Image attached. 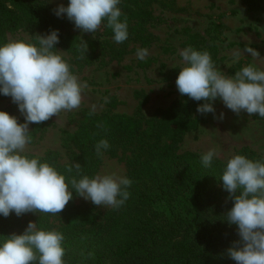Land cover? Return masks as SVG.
Here are the masks:
<instances>
[{"label": "trees", "instance_id": "obj_1", "mask_svg": "<svg viewBox=\"0 0 264 264\" xmlns=\"http://www.w3.org/2000/svg\"><path fill=\"white\" fill-rule=\"evenodd\" d=\"M139 17L143 19L142 10L128 8L121 19L127 20L134 40L146 46L151 41L143 34V23L132 24ZM72 25L41 0H0V44L8 42L7 34L25 27L42 34L58 29L57 49L79 53L82 44L68 30ZM98 32L113 35L106 22ZM202 103L184 96L152 119L144 117L141 107L134 116L83 111L74 133L62 131L63 147L72 150V161L60 164L54 152L41 159L67 179L78 177L76 163L81 165L79 174L94 176L101 165L95 145L107 139L110 147L105 153L126 163L125 176L132 180L129 199L119 209L99 215L92 205L75 204L73 191L59 214L0 216V236L21 234L31 220L39 228H57L65 236L66 264H236L227 255L239 236L237 226L225 219L233 204L220 180L225 162L216 158L204 167L201 153L180 152L186 134L200 123L195 113ZM4 110L12 114V109ZM237 154L264 160L247 147ZM178 204L183 211L176 209Z\"/></svg>", "mask_w": 264, "mask_h": 264}, {"label": "clouds", "instance_id": "obj_2", "mask_svg": "<svg viewBox=\"0 0 264 264\" xmlns=\"http://www.w3.org/2000/svg\"><path fill=\"white\" fill-rule=\"evenodd\" d=\"M121 0H68L53 11L66 16L82 32L95 33L102 23L113 32V40L128 39V23L121 19ZM59 30L39 34L35 42L12 40L0 44V95L11 97L23 115V122L0 110V216L29 212L59 214L73 198V191L94 205L119 209L130 197L132 180L116 172L67 179L46 160L26 153L31 142L29 124H40L63 111L79 108L87 87L71 71V65L57 49ZM87 42L82 48L87 50ZM244 51L260 58L259 52L247 46ZM147 49H139L143 60ZM182 67L176 86L198 104L197 112L216 116L213 102L217 99L233 112L264 118V69L255 63L243 66L233 75L217 68L208 51L191 46L179 53ZM239 53L233 57L238 61ZM110 147L107 139L95 145L98 156ZM215 149L201 153V163L210 167L217 158ZM71 170V169H69ZM222 187L230 194L232 207L225 219L237 226L239 239L227 249L236 264H264V160H252L235 154L226 160L220 176ZM64 233L57 228H39L28 222L21 234L0 236V264H66Z\"/></svg>", "mask_w": 264, "mask_h": 264}, {"label": "rangeland", "instance_id": "obj_3", "mask_svg": "<svg viewBox=\"0 0 264 264\" xmlns=\"http://www.w3.org/2000/svg\"><path fill=\"white\" fill-rule=\"evenodd\" d=\"M41 1L52 10L61 3L66 5V0ZM119 7L122 14L128 8L142 10L143 19L139 17L132 24L143 23V34L151 43L142 46L131 34L123 43H116L113 35L102 36L98 30L82 32L74 25L68 27L81 44L87 42V50L82 46L79 53L58 50L87 87L79 108L63 111L40 124H29V136L35 135L26 146L28 155L45 158L48 152H54L58 163L72 161V150L63 147L62 131L74 133L75 121L83 111L134 116L141 107L144 117L152 119L180 101L187 95H182L175 83L182 67L179 53L189 46L208 51L217 68L227 75H233L250 63L264 69V0H121ZM39 34L42 33L25 27L7 34V39L35 42ZM247 46L256 49L260 58H253L244 51ZM142 48L147 49L148 54L140 60L137 51ZM237 53L239 59L233 62ZM213 104L216 116L223 112L224 118L196 112L200 123L197 129L186 134L180 152L203 153L215 149L217 158L226 162L228 157L247 147L264 158V118L244 111L237 114L219 99ZM4 109H12L11 115L16 116L18 122L24 120L11 97L0 95V110ZM40 125L42 128L36 130ZM112 172L126 175V163L121 157L104 152L97 174ZM73 201L77 205H92L99 215L113 209L94 205L78 195ZM175 206L177 210H184L182 204ZM52 217V220L56 218Z\"/></svg>", "mask_w": 264, "mask_h": 264}]
</instances>
